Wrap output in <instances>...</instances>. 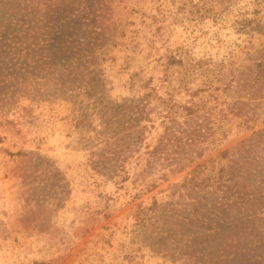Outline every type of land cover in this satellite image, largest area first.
<instances>
[{"label": "rangeland", "instance_id": "1", "mask_svg": "<svg viewBox=\"0 0 264 264\" xmlns=\"http://www.w3.org/2000/svg\"><path fill=\"white\" fill-rule=\"evenodd\" d=\"M201 8L0 0V264H264V0Z\"/></svg>", "mask_w": 264, "mask_h": 264}, {"label": "trees", "instance_id": "2", "mask_svg": "<svg viewBox=\"0 0 264 264\" xmlns=\"http://www.w3.org/2000/svg\"><path fill=\"white\" fill-rule=\"evenodd\" d=\"M227 0H202V8L204 9V13L210 14L215 13V9L226 3ZM215 4V5H212ZM209 6V8L207 7ZM201 8V9H202ZM163 75L166 81L169 80V76H174L177 81H179V86L186 88L189 78L195 74L197 71V67L190 62L189 58L182 57L181 55H168L165 57V62L163 63ZM142 87L146 88L147 83H143ZM148 88V87H147ZM153 92L152 88H148L146 92L142 95V99L146 98L148 94ZM169 99L167 100V102ZM201 104L198 103H190L189 105H183V112L177 115L176 111H172V108H167L166 113L163 116L164 121H172L174 124L176 123V116H183L184 121L187 122L190 118H192L197 112L198 108ZM85 111L82 112L79 121H81L85 117ZM165 123V122H164ZM214 133V128H205L203 132H201L200 127L196 128L193 125H188L185 128L179 127L177 130L170 129L167 125L164 126L162 133L158 137V142L153 147V149L149 152L151 156L148 160V166L151 168L154 166L156 161V156L158 152H168L169 150H173L174 148H179L181 145H197L198 152L197 157H202L203 148L200 147V143L205 142V139L211 136ZM222 136H226L224 131L220 133ZM184 139V143L182 140ZM19 154V153H18ZM228 155V150H224L219 153V156L225 158ZM193 180V178H192ZM205 179H202L204 181ZM200 181V182H202ZM205 182V181H204Z\"/></svg>", "mask_w": 264, "mask_h": 264}]
</instances>
